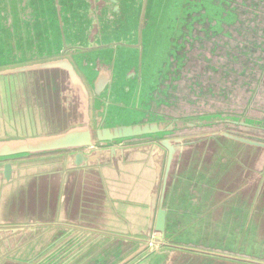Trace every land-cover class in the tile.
<instances>
[{
  "label": "water",
  "instance_id": "1",
  "mask_svg": "<svg viewBox=\"0 0 264 264\" xmlns=\"http://www.w3.org/2000/svg\"><path fill=\"white\" fill-rule=\"evenodd\" d=\"M199 2L202 0L172 4L173 16L165 22V28L174 30L169 46L177 43L181 51L175 52V60L171 54L164 61L165 67L156 73L158 79L154 81L152 76L156 68L145 69L142 51L139 77L130 72L122 83L123 78L118 82L114 77L117 54L124 52L118 59L121 64L127 53H135L141 44V32L134 33V44H122V40L108 46L98 44L96 26L105 19L99 20L91 12L111 8L110 20H120L133 10L130 1L0 0V264H96L112 259L124 264L139 254L135 261L149 255L145 262L161 257L159 264H163L170 258L160 244L164 238L163 207L168 203L172 174L210 188L202 199V205L206 208L208 204L209 209L206 222L218 225L216 221L222 215L215 209L224 207L227 218L233 214L232 225L242 231V238L249 232L251 242L255 230L264 232V172L259 188L251 191L241 190L244 178H238L252 161L251 154L264 155V141L221 132L169 138L186 125H210H204L201 117L191 123L186 122L189 115L179 120L168 118L160 110L162 104L169 106L173 98L170 94L184 63L182 52L193 53L188 20L197 13ZM83 8L89 9L84 13ZM146 8L150 10L151 6ZM163 10V5H158L160 17L156 20L165 18ZM85 24H90L91 32L84 28ZM144 74H149L145 80ZM164 91L168 93L167 100L162 95ZM123 95L136 98L137 106L141 103L139 122L106 126L108 113L125 114L126 109H136L134 100L123 101ZM231 121L256 126L247 120ZM259 125L264 126V122ZM148 139L157 142L115 148L125 141ZM155 150L160 152L155 187L142 177L140 183L130 182L127 191H116L114 185H125L124 177L114 171L109 178L104 162L118 157H150ZM46 154L51 155L16 160ZM86 174L96 176V183L90 184L87 176L89 186L86 191L81 188L79 195L88 198L91 192L100 200V191L111 207L92 208L90 215L81 211L65 215L60 208L56 213V194L60 198L66 193V182L74 185L77 175L85 180ZM231 190L232 195L210 197ZM77 195L69 196L75 199ZM122 195L123 200L112 198ZM134 203H139L141 210L119 214ZM145 216L146 228L138 229V219ZM152 228L161 234L153 242ZM136 234L142 238L137 239ZM178 254L176 258L195 256ZM193 260L195 264H207L200 258Z\"/></svg>",
  "mask_w": 264,
  "mask_h": 264
},
{
  "label": "rangeland",
  "instance_id": "2",
  "mask_svg": "<svg viewBox=\"0 0 264 264\" xmlns=\"http://www.w3.org/2000/svg\"><path fill=\"white\" fill-rule=\"evenodd\" d=\"M130 1L133 4V10L129 12L127 15H124L122 19L120 20H114L111 21L109 18V12L111 8H105L102 11H99L98 9H93L91 14L93 16H96L99 18L104 17V21L100 22V25H97V29L99 31V35L97 36V43L98 44H104L105 46H108L111 43H116L118 40H122V44L125 43H132L134 44V33L139 34L141 32V44L138 46L135 53H127L124 57V59L121 61V64L118 62L119 57L123 53L117 54V61L114 68V77L116 81H120L122 78V83L124 82V79H126L129 76L130 72H135V77H139V73L137 71L138 65L140 63L139 58V52H142V58H143V64L146 70L154 69L156 68L155 74L152 73V76L154 78V81L157 78L158 70L164 63V61L167 58H171L173 55V60H175V52L181 51V47L177 45V43H174L172 48L169 46L170 39L172 37L173 29H166L165 22L172 18L173 16V10H172V4L179 2L180 0H146V5H150L151 9L144 8V1L145 0H127ZM96 2V1H95ZM158 5H163V16L165 18H162L161 20H156L158 17H160V13L158 11ZM115 8V6L112 7V10ZM89 8H83V12L85 13ZM89 15V14H88ZM103 20V19H99ZM156 20V21H155ZM138 22V23H137ZM170 24V23H169ZM161 25V30L158 29ZM90 27V24H85L84 28L88 29ZM169 27V26H168ZM88 31L91 32V28L88 29ZM102 35V36H100ZM177 35V34H175ZM233 44V42H232ZM112 46H114L112 44ZM122 47V45H119ZM151 46L150 51L146 53V49ZM143 48L142 50H140ZM221 48V47H220ZM120 52V50H118ZM217 51L218 47L215 45L208 46L205 44L204 47H199L198 52H203L206 55H209L211 58L214 67L208 71V66L201 63L200 59L197 58L195 61H186L183 63V66L181 70L178 73V78L176 82H174L175 85H177V88L174 89V97L173 100L175 103V106H181L180 108H183L185 110H190V112H196V113H188L190 114L189 120H186V122L191 123L192 120L197 119L201 113L199 112H206L209 110H214L217 108V105H221L222 107L228 106L229 103L223 102V96L216 98V100L213 101H206L201 98L200 94H197L195 90H193L192 79L196 78V89L202 87V82L200 81V76H204L207 72H211L210 77H205V82L207 79L210 80L211 83L216 84L220 83L222 81V70L221 68L216 69L217 62L223 63L224 62V56L223 54L221 57H217ZM172 54V55H171ZM176 63V62H175ZM167 66V65H166ZM162 67H165L162 66ZM161 67V68H162ZM149 74H144L142 77L145 80L148 78ZM216 78V79H214ZM190 87V92H187V95H185L186 89L184 88ZM183 91V94L181 95V92ZM193 92V94L191 93ZM118 97V96H117ZM179 100H178V99ZM123 101H130L134 100V104L136 106L135 110L126 109L123 113L125 114H119V113H108V118L104 122L106 126H115V125H130L139 122V119L141 117V103H139V106L136 105V98L128 95L122 96ZM166 106V105H165ZM170 106V105H169ZM160 107V110L165 111L166 113H162L166 117L170 118L172 113L169 112L168 107ZM230 109V106L226 109L228 111ZM215 114V113H211ZM221 118H230L226 116L225 114L219 115ZM232 118V117H231ZM230 118V119H231ZM218 117H213L211 120V123L213 124L212 127L208 126H189L186 125L182 130L179 131V133H184L187 135L199 137L203 135H208L210 133H219L221 132L222 126H226V124L222 122H214L218 121ZM235 120H247L249 124L256 125L254 127H246V126H236L233 129L234 131L238 132L241 135L248 136L250 138H255L264 141V126L259 125L260 121H264V106L263 110H255L251 112V114L248 117L244 118H234ZM206 122H204V125ZM262 127V128H261ZM177 135V134H175ZM175 135H171L169 137H173ZM157 140V139H155ZM243 154H246L245 151ZM248 156V153L246 157ZM249 157H251V160L244 172V175L239 176L238 178L240 180L244 181L242 182V188L241 190L251 191L254 190L257 187L260 180L262 179V175L264 172L263 166H264V155L261 153L257 154H251ZM241 162L244 161V157H241ZM243 173V170H242ZM246 173V174H245ZM264 187V184L262 185ZM236 226L229 224L224 227V229L229 234H234V237L236 236L238 229H234ZM242 241H246L247 243L248 238L244 237ZM149 248V247H147ZM155 249H159V246ZM147 250V249H146ZM177 251H173L170 253V258L167 259L164 264H189L193 260V258L189 257H182V258H176L179 254ZM220 260H218L219 262ZM240 261V260H239ZM142 260L138 262L137 264H141ZM225 264H239L237 262H229L226 261ZM241 264V263H240Z\"/></svg>",
  "mask_w": 264,
  "mask_h": 264
},
{
  "label": "flooded vegetation",
  "instance_id": "3",
  "mask_svg": "<svg viewBox=\"0 0 264 264\" xmlns=\"http://www.w3.org/2000/svg\"><path fill=\"white\" fill-rule=\"evenodd\" d=\"M238 15L240 21L236 22L233 25V28L244 30L246 25H248L250 37L257 36L259 38L258 41H262L264 39L263 38L264 32L261 33V31L264 30V19H261L262 21L261 25L256 26V20H257L256 17L252 18L251 14H238ZM233 35L235 37H238V33L236 31L233 32ZM208 43L209 42H206V45H208ZM248 46H250L249 50L252 54V59H253V62L250 63L252 66L251 69H247L245 72L239 74L237 70L232 69L233 68L232 63L224 60L223 63L217 62L216 65V69L221 68L222 70V81L219 84L218 83L213 84L210 82L209 79H207V81L205 82L204 78L205 77L209 78L211 75V72H207L203 77L200 76V81L203 84L201 88L198 89L195 88L197 85L196 78L192 79L191 86H193V90H195L197 94H200L201 98L206 101H213L216 100V98L223 96L222 101L225 103H229V105L225 107H222L221 105L218 104L217 108L214 110L211 109L206 112H199L201 113L199 117L203 118V121L206 122V124L212 127L213 124L211 123V120L213 117L217 116L219 119L218 121H214L215 123L222 122L226 124V126L220 127L221 133H228L230 135L255 140V138H250L248 136L241 135L238 132L231 129L241 125L234 123L230 119L231 117L232 118L248 117L251 114V112L255 110H259V111L263 110V106H264V44L261 48H257L256 46H252L251 44H248ZM221 50L222 48L218 47L217 57H219L218 56L219 54H222ZM200 62L203 63L205 67L206 65L208 66V71H210L214 67L211 58L209 57V55H206L205 53L202 59H200ZM253 63L255 65L259 64L260 66L258 65L255 66ZM234 68L239 69V65L234 64ZM184 88L186 89L184 95L185 97L187 95V92H190L191 88L186 86H184ZM191 93L193 94V92ZM182 94L183 93H181V95ZM175 104L177 103H175L173 98H171L169 102L170 106H165L164 104H162L161 106V107H165V109H167L166 107H168L169 112L172 113L171 115H169L171 116L170 118H177L179 120L181 118L187 117V115H190L188 113H196L193 111L190 112V110H185L183 108H180L181 106H175ZM229 106L230 109L226 111V109ZM211 113H215V114H211ZM221 114H225L230 118L227 117L221 118L219 116ZM260 122H264V121H260ZM174 137H192V136L184 133L183 134L179 133L169 138H174ZM156 141L157 140H155V142ZM255 141H262V140L256 139ZM195 195L199 199L198 194ZM163 208L165 209L164 238L162 239V243L160 244V247L162 248V250H165L168 254H170L173 251H177L180 254H185V255L189 253V255L191 256H193L194 254L195 256L189 258L208 259L205 261L207 264H225L226 261L237 262L239 264L240 263L264 264V254H262L260 258L254 257L253 255H250L248 253L245 254V252H247L246 249L250 251V248L248 249V247L245 246L247 242L241 240L240 243L242 244L238 243V239L237 238L235 239L233 234H229L224 228H222V231L219 234L216 233L213 237H204V231H202L204 226L206 225V226H210V228H213L215 226L214 224H212L211 222L205 223L204 221L197 219H193L192 221H186V223L170 221L171 219H169V215H167L168 213L167 208L166 207ZM184 212H187V210L186 211L178 210L177 211L178 217H180ZM234 229H236V227ZM189 231L191 232L188 236L190 239L188 241L171 240L168 242L166 239V235L175 233L176 236H179L181 233L188 234ZM191 233H195L196 235L193 237ZM249 234L250 233L248 232L247 235ZM152 235L153 237L158 239L161 237V234L154 229ZM147 258H149V255L142 259V263L145 262ZM218 260L220 261L218 262ZM131 262L133 261L126 262L124 264H129ZM137 263L138 261H134L132 264H137ZM100 264H116V262L114 259H112L107 261L106 263H100ZM146 264H155V263L148 261L146 262ZM156 264H158V262Z\"/></svg>",
  "mask_w": 264,
  "mask_h": 264
},
{
  "label": "crops",
  "instance_id": "4",
  "mask_svg": "<svg viewBox=\"0 0 264 264\" xmlns=\"http://www.w3.org/2000/svg\"><path fill=\"white\" fill-rule=\"evenodd\" d=\"M157 142V141H156ZM154 139H148V140H138V141H125L117 146L115 148L117 149H125V148H133V147H140L141 145H146V144H151V143H156ZM85 152H89V150H86ZM153 153L152 156L150 157H143V158H136V157H118L114 158V161H105L104 164L107 167L108 170V175L109 178L114 174V171L120 172V176L124 177V180L122 181L123 183L125 182L124 186H119V184L114 185V189L118 191L119 189L128 190V186L130 182L133 183H140L142 182V177H144L148 183H152V185L155 187L156 184V172H158L159 167H160V152L159 150L151 151ZM51 154H46V155H31L28 157H22L18 158L16 160H33L36 158H42L49 156ZM182 162V161H181ZM180 164V162H179ZM178 166L175 168V171H178ZM177 175V174H176ZM176 175L172 174V179L170 178L169 182H172L171 185L169 184V190H168V195H167V201L168 203L165 204V207L168 210L167 215H169L170 221H175V222H182L186 223V221H192L193 219L201 220L204 221L205 223L206 220H208V217L206 216V213H209V209H206L208 207V204L205 206L202 205V199L204 198L203 195L208 194L210 191L209 187H206L205 184H193L189 181L188 178L182 177L177 178ZM87 176H89L88 179L90 184L96 183L95 179L96 176L91 175V174H86L84 177L85 180L80 177L79 175L76 176V182L74 185H71L66 182L64 191L66 193H63V195L58 198V194H56L55 202H54V209L55 212L57 213L56 208H60L61 211H65L62 213H65V215H69L68 213L71 212H77L81 211L84 212L88 215L92 214V208H109L111 207L110 201H108L103 193L99 191L100 194V200L96 199L95 196H93V193H89L88 198L87 197H82L80 196L79 190L83 188L82 190L86 191V186H89L87 184ZM175 179L178 181L175 183ZM112 184V180L108 181V185ZM99 185V190L100 186H102L100 183ZM135 188V187H134ZM201 188L203 191L198 192V189ZM137 189V186L136 188ZM81 190V191H82ZM72 194H78L75 199L72 198ZM87 194V193H86ZM125 194L128 195L126 192ZM195 194H198L199 199L196 197ZM225 194H231L232 195V190L231 193L227 192H221L220 195L217 194H212V196H223ZM58 198V199H57ZM114 199L118 200H123L124 196H114L112 197ZM87 200V201H86ZM57 201H61L60 204H57ZM141 206L139 203H134V206L128 207L125 211H120V215L126 214L131 211L137 212V210L140 209ZM71 209V210H69ZM178 210H183L187 212L182 213L180 217L177 215ZM215 211L222 215L219 220L216 221V223H219L218 225H215L213 229L222 231V228L225 227V225H232L234 222L233 219V214L231 213L230 217L227 218V213L224 211V207L220 208L219 210L215 209ZM224 211V212H223ZM87 220L91 221L90 218L86 217ZM105 219V218H104ZM128 222V221H126ZM148 219L147 217H140L138 219V226H136L138 229H144L146 228ZM154 223V221H153ZM213 224V223H212ZM233 227V225H232ZM238 226H236L237 228ZM153 228L151 229V242L157 241L158 238L153 237ZM138 238H142V236H138ZM221 237V236H220ZM159 240V239H158ZM140 255V254H139ZM139 255H136L132 259H130L127 262L130 261H135ZM142 260V259H141ZM140 262V260L138 261ZM130 264V263H129ZM142 264H146V262H143Z\"/></svg>",
  "mask_w": 264,
  "mask_h": 264
},
{
  "label": "trees",
  "instance_id": "5",
  "mask_svg": "<svg viewBox=\"0 0 264 264\" xmlns=\"http://www.w3.org/2000/svg\"><path fill=\"white\" fill-rule=\"evenodd\" d=\"M196 8L197 13L191 15L193 20L191 18L188 20V25L190 29L192 28L191 31L193 34V40L190 44L193 48V53L182 52V57H184V59L187 57L186 60H182V63H185L189 60L191 61L196 60L197 58H202L204 53L198 52V48L204 47L206 42H209L208 46L215 45L222 48L221 51L224 56V60L232 63V69L237 70L239 74L245 72L247 69H251L252 66L250 63L253 62V59L249 50L250 46H248V44L256 46L257 48H261L264 44V39L262 41H258L259 38L257 36L250 37L248 25H246L244 30L233 28V25L240 21L238 14H251L252 18H257L256 26L261 25V19H264V0H202V2L197 3ZM234 31L238 33V37L233 35ZM262 32H264V30L261 31V33ZM222 54H219L218 56L221 57ZM234 64H238L239 69L234 68ZM257 65L260 66L259 64ZM178 73L179 72H177V75ZM175 88H177V85H175ZM181 93H183V91ZM162 95H165L164 99L167 100V91H164V94L162 93ZM174 95L175 93L173 89L170 97H174ZM191 231H189L188 234L181 233L179 236H176L175 233L166 235V239L168 242L171 240L188 241L190 240L188 236ZM202 231H204V237H213L216 233L219 234L221 232L220 229L216 231L215 229L206 225ZM240 234L241 231L239 229L235 236V239H238V243H240L242 240ZM191 235L194 237L196 234L191 233ZM247 236L248 235L245 234V237ZM250 241L251 242L245 244L248 249L250 248V251L246 249L247 252H245V254L248 253L254 257L260 258L262 254H264V232L255 230L254 238L250 239ZM160 260H162L161 257L154 261V263L156 264L158 262L159 264ZM206 260L208 259H203V261ZM195 263V260L192 261V264Z\"/></svg>",
  "mask_w": 264,
  "mask_h": 264
}]
</instances>
